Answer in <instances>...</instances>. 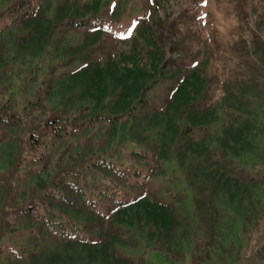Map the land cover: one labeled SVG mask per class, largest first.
Instances as JSON below:
<instances>
[{"label":"trees","instance_id":"16d2710c","mask_svg":"<svg viewBox=\"0 0 264 264\" xmlns=\"http://www.w3.org/2000/svg\"><path fill=\"white\" fill-rule=\"evenodd\" d=\"M132 1L131 8L149 3ZM155 7L153 21L196 41L195 31L177 26L187 16L169 20ZM235 7L238 18L247 17L246 0ZM121 9L107 0H0V264H111L117 255L151 264L149 248L176 262L167 245L186 238L192 225L204 239L202 259L203 247L223 244L238 219L260 230L246 260L264 264V40L253 32L247 41L242 24L230 32L241 78L230 82L234 116L224 131L231 139L218 144L219 161L199 151L194 128L207 125L203 100L193 102L174 85L172 106L149 112V86L138 72L82 63L81 51L103 47L100 30L112 31ZM98 72L107 86L91 89ZM195 88L202 93L206 86ZM155 164L163 167L159 187L148 182ZM211 165L231 174L225 180L233 188H221V199L205 194L213 182L203 169ZM164 173L174 185H166ZM190 174H201L197 186ZM219 186L211 184L213 197Z\"/></svg>","mask_w":264,"mask_h":264},{"label":"rangeland","instance_id":"374dc122","mask_svg":"<svg viewBox=\"0 0 264 264\" xmlns=\"http://www.w3.org/2000/svg\"><path fill=\"white\" fill-rule=\"evenodd\" d=\"M107 1L117 5L118 9L122 6L121 13H116L118 20L112 24V31L100 30L103 32L97 39L103 43L100 50L95 48L92 52L91 47L87 51H81L82 63L86 62L91 66H105L109 71L121 75L128 71L138 72L141 82L149 86L144 94V97L147 98V111L149 112L172 106L173 97L170 95V90L174 85L193 102L203 100V121L207 122V125L206 128H194L202 143L199 145V151L206 149L208 153H213V156L220 158L219 161H221L222 151L218 144L223 145L231 139V135L224 129L228 128L225 126L234 116L232 112L234 106L229 101H235L236 88H233L230 82L237 80L238 83L241 78L239 74L240 59L230 50L234 39L233 33L230 32L237 25L242 24L243 36L247 41L252 40L253 32H256L261 40H264V16H262L264 0H246L248 15L244 19L238 18L235 14L238 0H201L202 5L199 0H155V2L158 1V4L155 3V5L152 0H149L148 5L137 4L134 5V8H131L132 0ZM153 6H156L155 10L161 17L168 15L169 20H175L182 14L183 18L187 16L186 21L178 20L177 26L181 30L191 28L193 32L195 31L198 35L196 41L191 42L186 38L178 39L179 35L174 34L168 26H160L153 21L149 16ZM70 13H73V10ZM132 19H135V28L130 29ZM126 28L129 29L126 30ZM125 32H127V37L123 35ZM180 37H184V35L181 34ZM172 41H177L174 50L170 47ZM167 58H171V61H167ZM192 71L198 74L201 83L206 86L202 93L195 88L202 84L198 82L199 80L191 77ZM210 74H213L214 77H208ZM94 78L95 83L91 89H96L99 85L107 86V82L104 80L105 76L101 72L94 75ZM161 78L165 80L164 83H161ZM214 85H219L221 91L214 88ZM200 105L198 106L200 107ZM189 106L192 111L197 109L195 104ZM186 115L189 116V113L182 114L183 117ZM232 145L229 147L234 150ZM152 160L158 163L157 158H152ZM219 168L211 165L203 169V172L207 173L205 176H209L213 182L207 183L205 194L213 200L221 199L225 188H233L231 182L226 183L225 180L230 178L227 176L230 173L227 170L223 173ZM162 171L163 167L155 164V169L149 175L148 182L151 186L159 187L156 182L159 181L160 176L156 175ZM164 176L167 186L174 185L173 175L164 173ZM200 176L201 174H190L191 184L197 186ZM211 184L220 185L216 197L211 194ZM261 199L264 200V193H262ZM192 207L195 208V204L191 205L189 202V209L191 210ZM211 209L210 203L205 204V211H209L211 214ZM249 223L243 224L241 219H238L233 232L223 244L203 247V251L205 250L206 253L202 259L203 252L198 243L202 242L205 245L204 239L196 237L198 233L195 235L196 229L193 225L192 233L188 234L190 237L186 235L187 237L180 239L178 244L167 245L168 251L166 252L174 253L180 257V261L176 259V262H167L156 249L151 250V248H149L147 256H149L151 264H250L245 257L250 252L251 243L260 235V230L252 229ZM154 232H156V228L151 225L148 233ZM150 234L146 235L148 241L151 240ZM123 255L127 260L132 261L131 254H126V251H123ZM117 256H114L115 261L111 264H130Z\"/></svg>","mask_w":264,"mask_h":264}]
</instances>
